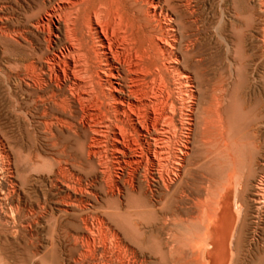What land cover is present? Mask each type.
I'll list each match as a JSON object with an SVG mask.
<instances>
[{
    "label": "rangeland",
    "instance_id": "obj_1",
    "mask_svg": "<svg viewBox=\"0 0 264 264\" xmlns=\"http://www.w3.org/2000/svg\"><path fill=\"white\" fill-rule=\"evenodd\" d=\"M0 1H1L0 2V15H3V14L8 15L9 19L11 21V23H10L11 27L16 26L21 30L26 29L25 20L32 18L38 12V8H37L36 4L32 2V0H0ZM196 1H197V3H195V13L193 16H195V17L197 16L196 19H197L198 23L200 24V29H201L200 30V38H199L200 44L198 42V47L200 50V57H203V58H200V59H202L201 60L202 75H201V83L198 86L197 93H196L197 98H195V109L193 111L194 112L193 113L194 114L193 119H194V122H195L196 118H198L200 121H202V123L204 122L203 123L204 128L206 127V125L207 126L211 125V126L210 127L208 126V127H206L207 129H204V133H206V135H204L205 137H201V135H200L201 131L196 130L193 127L194 129H192V131H191L190 139H189L190 141L188 143V148H187L190 152L189 153L187 149L185 150L186 152L185 151H183V152L179 151V149H178V146H180V143H181V139H179L180 138L179 136L181 135V133H179V131L182 132V129L180 128V124H178L179 129H178V131H176L175 136L172 135V137L170 139L171 142H169V144H168L169 147L171 146L170 151L168 148L167 149L168 151L165 152L164 157L161 158L162 162H160V165H158L160 167H158V166L154 167V172L152 173L153 178L155 177L154 180L152 177L150 178V171H149L150 168L148 165H144L143 167H139L138 169L137 168L135 169L133 167L122 168V169L117 167V169H116V167H114V165H112L113 164L112 158H111L110 153L108 151H105V153L103 151L101 153L99 152L100 154L96 153V158L98 159L100 157L103 160L102 161L99 158V161L102 163V169L104 168L102 170V172L100 173V171L98 170L99 168L97 169V166L95 164V160L92 157H89V159L92 163H90V161H87L88 157L86 156V150H87V145H88V136L90 134L88 135V133H87L84 135L83 132L77 130L76 132L77 133L79 132L78 136L77 135L75 136V134L70 132L69 133L70 134L69 140H65L64 138H62L64 134L68 133L67 130L61 128L59 125H56V124H50V123L48 124V122H46L47 119H44L43 117H41L42 107H41L40 103L38 101H36L38 93L31 88L28 90V93L25 96L24 103L22 104V107L25 106L28 109V111L30 113H32V115L35 117L34 120H35V123H37V124H33V130H34L33 139L27 138L24 135V133L21 131V129L17 123L12 124L10 122V120L8 119V116H7L8 115L7 110H8L9 86L12 83V79L9 78L10 64L12 62H15L18 65L20 62H24V60H26V59L29 60V56H28L29 50L31 49V47H35L36 45L37 46L35 47V51L37 49V51H36L37 55L43 59L44 48L46 46L48 47L50 53L58 52V50L62 47L63 42L61 40L52 39V38L50 40H47V29L48 28L45 25L40 27V32H35V35L32 36V38H31L32 39L31 40L32 45L28 44L26 42H22V41L19 42V44H20L19 45V44H16L13 40H12L13 41L12 42L11 39H8V38L0 35V37H1L0 38V41H1L0 42V47H1L0 48V64L2 65V66L0 65V100H1L0 101V110L2 111V112H0L2 115V116L0 115V129H1L0 130V136L2 137L3 144L5 143L4 147L9 152V155H8L9 157L6 158V160H5V158L4 159L2 158V161L5 164V166H7L8 168L10 167V169H8L6 167H5L6 169H3L0 167L5 173H7V174H5L4 172H2V170L0 172L1 174H3V175L0 174V182H1L0 183L1 184L0 185V191H1L0 195L2 193L1 196L4 197L2 200H0V217H2V218H0V229H1L0 230V237H1L0 238V264H54V262H57L55 264H59L58 263V262H60L59 260H61L60 264L61 263H63V264H67V263L68 264L69 263L75 264V262L73 261V258L75 256L76 257L74 258V260L77 258L78 252L81 251V247L78 243H75L74 240L76 239L77 241H79L81 238H83V236H85L87 234V232L82 229L83 227H81V226H83V222H85L86 225L88 224V227L90 228L91 233H92L91 236L94 238L95 243L99 242L98 244H96V245H98V247H97V250L95 252L97 254H95V255L97 256V258L101 262L106 263V264H109V263L119 264L121 262L126 263L127 261L129 263L133 262V264H138V263L139 264H142V263L143 264H151V263H153V264H214V262H215V264H248V263L249 264H264V256H262V251L264 249V208L262 207V205L264 204V199H263L264 193H261V195L259 193V192H264V187H263L264 186V165H262V164H264V162H263L264 161V136H263L264 135V133H263L264 128L258 127L256 124V122L259 119H264V109H263L264 108V103H263L264 102V95H263L264 94V67H263L264 66V49H263L264 48V42H263L264 41V38H263L264 30L261 29V27L262 28L264 27V22H263V20H264V16H263L264 15V6H263L264 1L262 2V0H259L257 2V0H252L250 2V4H251L250 8H243V9H245V11L247 13L245 11H243V9H241L243 6H242V1H240V0H233L232 3H231V1H228L223 5L222 9L215 7L214 13H211L210 8L208 7L209 4L211 2H213V0H195V2ZM198 1H200V2H198ZM215 3H216V1L214 0V3H213L214 6L217 5V3H216V5H215ZM253 3H255V4H253ZM259 3H260V5H259ZM261 3H263V4H261ZM239 4H241V5H239ZM197 7H198V9H197ZM253 7L256 10L258 8V11H256ZM259 7L261 9H259ZM229 9H230V11H229ZM219 10H220V13H219ZM222 11H224L225 14H229L230 17L232 16V18L229 21L230 18L227 17L225 19L226 22L224 21V23H222V25H221V24H218V22H219L221 15H222ZM231 11H232V14H234V15H231ZM253 12H255V13H253ZM260 12H263L262 13L263 15ZM246 17L247 18L250 17V18L246 21L245 24H243L242 22H244ZM234 18H236L237 20L235 19V21H234ZM255 18H256V20H255ZM199 19H200V21H199ZM236 21H237V23H236ZM255 21H256V23H255ZM230 22H232V23H230ZM203 23H205V24H203ZM225 23L227 26L225 25ZM229 23H230V25H229ZM262 23H263V25H262ZM237 24H238V26H236ZM23 26H25V27H23ZM203 26H204V28H203ZM223 26H225V27H223ZM204 29L208 32H206V31L204 32ZM219 29H221V30H219ZM227 29L231 33L224 31V30L228 31ZM0 30H2V29H0ZM246 30H248V32H246ZM250 31H252V32H250ZM218 32H220V33H218ZM222 32H224V33H222ZM253 33L256 35H254ZM228 34H230V35H228ZM250 34H252L253 36ZM42 35H44V36H42ZM223 35H224V37H227L230 40H228L227 38H225L226 39L225 40ZM248 35H250V36H248ZM213 36H214V38H213ZM257 36H258V38H257ZM33 37H36L37 39H35ZM254 37H256L257 39H254ZM262 38H263V41L261 40ZM235 39L237 41H235ZM251 40H252V42H250ZM47 42H48V44H47ZM256 42H257L258 46H257ZM261 42H263V44ZM2 43H3V45H2ZM40 43H42V44H40ZM226 43H229V44H226ZM12 44H14V45H12ZM10 45H12V46H10ZM16 45H18V47ZM21 46H22V49L20 48ZM52 46H54V47H52ZM255 46H257V47H255ZM253 47H254V49H253ZM6 48L8 49V51ZM256 48H257V50L259 48V50H258L259 55H257L258 52H257V50H255ZM24 49H26V50H24ZM21 51H23L24 53ZM16 52H17V54H16ZM226 52H227V54H226ZM251 53H255V54H251ZM248 54L250 55V57H252L253 55L254 56L250 59ZM256 55H257V57H255ZM258 57L260 58L259 61L257 59ZM9 58H11V60ZM17 58L19 59V61H17L18 60ZM5 60H7V61H5ZM20 60H22V61H20ZM254 61H256V62H254ZM242 62L245 64H243ZM250 62H252V63H250ZM202 63H203V65H202ZM260 63H262V64H260ZM229 64H232L234 66V73L231 72ZM249 64H251L252 66ZM205 66H207V67H205ZM250 66H251V68L253 67L252 69H254V66H255V68H257L256 70L260 71L259 73H257L258 78H257L256 83L258 84V82H260V84H258V85H256L255 82H253V80H252L253 78H251L252 77L251 73L249 74V72H251L250 70H252V69H250ZM260 66L263 67V69L260 68ZM3 68H5V69H3ZM220 68H222V69L220 70ZM1 69H2V71H1ZM203 69H205V71H203ZM207 69H209V70H207ZM3 70H5V71H3ZM6 71H8V72H6ZM247 72L249 75H246ZM205 73H208V74H205ZM5 76L8 78V80L6 79ZM207 76H209V77H207ZM213 76H214V78H217V79L213 80V78H212ZM233 77H234V79H233ZM246 77H247L248 81H247ZM206 78H207V80H206ZM211 78H212V80H211ZM209 79H210V81H209ZM244 80H245V82H244ZM229 81H231V82H229ZM215 82H217V83H215ZM249 82H251L252 85ZM207 83H208V85L206 86ZM245 84H246V86H245ZM219 85L222 87L220 88ZM249 85L251 88L248 87ZM217 87H219V88L217 89ZM245 87H247L248 89H246ZM260 87H262V88H260ZM202 88H203V90H202ZM211 89H214V90H211ZM248 90H250V91L248 92ZM201 91H203V92H201ZM242 92H243V94H241ZM18 93H20V92L18 91ZM239 93L241 94V96H239L240 95ZM245 93H247V94H245ZM211 95H214L216 97L219 96L217 98L215 97L219 101H217L214 98V96H212L214 98L213 99L211 97ZM248 96H250L251 98H249ZM261 99H262V104L260 105L259 103H261ZM215 102H217V103H215ZM229 103H231V104H229ZM216 104L218 106H216ZM249 104H251V105H249ZM1 105H3V106H1ZM211 107H212V109H210ZM208 109L210 111L211 110L212 111L209 112ZM213 109H216V110L219 109L218 111L221 110L222 112L220 111L219 113H222V114H218V111H216V110L213 111ZM213 112H214V114H212ZM203 113L205 116L203 115ZM209 114H211V115H209ZM215 114H217L216 116H218L219 118H216V119L214 118V120H212L210 117L211 116L214 117ZM3 115L5 118L3 117ZM207 115H209V116H207ZM178 117H179V119H178ZM183 118H182V115H180V116L177 115L176 116V119L178 120L177 123H179L180 120H183ZM221 118L223 121L221 120V122H220L219 119H221ZM206 122H207V124H206ZM218 122H219V124H217ZM44 123H46V124H44ZM220 123H222V126H224V128L222 126L217 127V125H220ZM244 123H245V126H244ZM250 123H252L253 125H251ZM43 124L46 127H44ZM2 125L4 128L1 127ZM12 125H13V127H12ZM51 125H53V126L55 125L56 127L55 126L51 127ZM249 125H250V127H249ZM233 126L235 128H233ZM9 127H11L12 129L11 128L9 129ZM211 127L213 130L209 129ZM60 129L63 130L62 131L63 135L59 132ZM224 129H225V132H222V131H224ZM75 130H76V128H75ZM219 130H221V131H219ZM253 130H255V131H253ZM46 131H48V132H46ZM198 132H200V133H198ZM209 132L212 134H210ZM220 132H222V134L218 135V133H220ZM16 134H17V136H16ZM54 134H55V136H54ZM241 134H242V136H241ZM213 135H215L216 138ZM219 136L222 137L223 140ZM258 136L260 138L262 137L263 139L262 138L260 139ZM206 137L208 139L211 137L209 139L210 141L208 139H206ZM254 138H255V140H254ZM12 139H13V141H11ZM79 139L82 141V149H83L82 153L83 154L80 153V151L78 149ZM175 139L178 140V141L176 140L177 143L175 142ZM202 139L205 141H203ZM27 140H28V142H27ZM55 140H57L58 142H56ZM207 140H208V142H207ZM260 140L263 141V142L261 141L263 148L261 147ZM14 141L16 142V144H14L15 143ZM10 142L16 146H13ZM256 142L259 145L258 149L254 148V144ZM57 143H58V145H57ZM74 144H76V145H74ZM174 144L176 145L177 148L175 147ZM29 145H31V146H29ZM61 145H63V146H61ZM226 146H228V148ZM61 147L66 148L67 150L65 149V152L61 153V150H60V149H62ZM69 147H70V149H69ZM172 147H174L173 148L174 150L171 149ZM52 148H54V149H52ZM49 149H50V151H49ZM175 149H177V150H175ZM227 150H229V151L227 152ZM174 151H175V153H174ZM68 152L69 153L72 152V153L69 154ZM168 152H170V153H168ZM180 152H182V153H180ZM172 153L174 156L177 157V159H176V157L174 159L171 158L172 160L176 159L175 162H173V161H171V159H169V157H171V156L174 157L172 155ZM187 153H189V154H187ZM71 154H72V156H71ZM73 154H75V155H73ZM178 154L180 155V159H179ZM32 156L35 158H32ZM45 156H47V157H45ZM55 156H57V158ZM107 156H108V158H110V160L108 162L106 159ZM211 156L213 159L211 158ZM166 157L169 160H167ZM258 157H260V158H258ZM215 158H216V160H215ZM193 159H194V161H193ZM57 160H61V161L67 160L68 161L67 169L64 171H59L57 169L56 163H55ZM165 161H168V162H166L167 165H166ZM170 161H171V164L169 163ZM111 162H112V164H111ZM257 162H261V163H257ZM19 163H21V164H19ZM106 163H108V164H106ZM161 163L162 164L164 163L163 164L164 166ZM194 163H196V164L194 165ZM172 164H174V165H172ZM178 165H179V167H178ZM14 166H15V168H14ZM84 166H86V167H84ZM111 166H113V167H111ZM167 166L170 167V169ZM174 166H176V167H174ZM147 167H148V169H147ZM70 168H73V169H70ZM109 168H110V171H112V172L105 170V169H109ZM113 168L116 169L117 171L113 170ZM166 168H167V170H166ZM172 168L175 171H173ZM123 169H124V171L125 170L126 171L124 172ZM142 169H143V172H141ZM159 169H162V170H159ZM165 170H166V172H165ZM160 171H161V173H163V175L160 173ZM8 172L10 173L9 176H8ZM59 172H61V173H59ZM64 172L66 173V175L64 174ZM114 172H115L116 176L119 175L120 177H122L124 179H128V180L130 179V177H132V174L134 172L135 173L133 174V177L137 173L134 178L132 177V180L134 181V189L135 190L129 191V189L126 186H123V185L121 186L120 182H116L115 181L116 177H113V176H115ZM157 172H159V173H157ZM169 172H171V173H169ZM38 173H39V175H38ZM72 173H74L76 176L74 174L72 175ZM89 173H90V175H89ZM109 173L110 174L112 173V174L110 177L108 176V178L106 179V177ZM167 173H168L169 177L167 176ZM62 174H64L65 176ZM141 174H142V176H141ZM147 174H149V175H147ZM157 174H159L160 177L157 176ZM22 175H23V177H22ZM47 175H49V176H47ZM87 175H89V176H87ZM144 175L147 176V177L145 176V178L149 182V187L146 188V193L144 192L147 195V197L138 185V183L141 181V179L143 178ZM174 175H176V176H174ZM69 176H71L70 179H68ZM103 176H105V177H103ZM3 177L7 181H4ZM6 177H7V179H6ZM58 177H59V179L60 178L61 179L59 180ZM72 177H74V179ZM76 177L79 178V181H78V179H76ZM82 177H83V179H82ZM92 177H94V178H92ZM102 177H103V180H102ZM140 177H141V179H140ZM26 178H28L29 180H27ZM38 178H40V179H38ZM50 178H51V181H49ZM52 178H53V180L57 179V180H55L57 182L52 181ZM110 178H113L114 181L112 182ZM161 178H163V179H161ZM41 179H43V180L41 181ZM62 179H67L70 182L73 181L72 183L69 182V184H71L70 189L72 188V190H70V189L68 190L64 186H62V184L60 183V181H62ZM12 180H13V182H12ZM106 180H109L110 184H109V182L104 183V181H106ZM168 180L170 181V183ZM82 181H84V182H82ZM37 182H38V184H37ZM74 182H76V183H74ZM81 182H82V184H81ZM92 182L94 183V185L92 184ZM99 182H101V183H99ZM114 182H115V184H113ZM177 182H178V184H177ZM7 183L10 185L8 186ZM14 183H15V185H14ZM52 183L56 186L55 187L56 190H55L54 185ZM156 183H158V185ZM167 183L170 185L172 184L173 187L171 188ZM106 184H108V185L106 186ZM162 184L163 185L166 184L169 191L167 190V187L165 185L163 186ZM41 185L45 186L46 188L43 186L41 187ZM60 185H61V187H60ZM74 185L77 187H75ZM86 185L88 186V191L86 190L87 189ZM103 185L105 186V188ZM27 186L30 187L31 190ZM50 186H52V188H50ZM108 186H110V187H108ZM118 187H120V188H118ZM174 187H175V189H174ZM11 188H12V190H11ZM80 188H81L82 192H81ZM108 188H110L111 190ZM117 188L120 189L119 190L120 192H119L118 196H114V194L117 195L116 194ZM151 188H152V190H151ZM43 189L44 190L46 189L47 191H49L48 194H47L46 190H45L46 192L44 193ZM90 189L92 191H90ZM97 189H99V190H97ZM104 189H106V191L108 190L107 192H109V193H106V191ZM260 189H261V191H260ZM3 190H4L5 194H4ZM148 190H150V191L148 192ZM179 190H181V191L179 192ZM61 191H63V193ZM77 191H78V193H77ZM95 191H96V193H95ZM112 191H113V193L115 192L113 194V196L111 195ZM68 192H69V194H68ZM90 192H92V193H90ZM161 192H163V193H161ZM53 193H57V194L53 195ZM76 193H77V195H76ZM80 193H81V195H79ZM82 193H84V194L82 195ZM45 194H46V196L48 195L49 197L48 196L46 197ZM71 194H73V195H71ZM101 194H103V195H101ZM179 194L180 195L182 194L181 195L182 199H180ZM28 195H29V197H28ZM84 195H85V199H84ZM88 195H89V197H88ZM20 196H21V198H20ZM25 196L28 198L26 199ZM153 196H154V198H153ZM17 197L19 198V200ZM38 197L41 199L39 200ZM59 197H60V200H62V201H59V199H58ZM14 198H15V200L13 201ZM55 198L59 201V203L61 202L62 204L61 203L58 204V202ZM63 198H65L66 200ZM100 198H102V200ZM35 199L36 200L38 199L40 201V204H39V201L37 200V202H36ZM44 199H46V200H44ZM33 200H34V202H33ZM64 200L67 202H65ZM157 200H159L158 203H157ZM6 201H9V202L7 203ZM17 201H19L20 205L18 204ZM72 201L74 203V206H73L74 208L72 207V204H73ZM123 201H124V203H123ZM258 201H259V204H258ZM153 202L155 203V205ZM16 203H17V205H16ZM65 203L66 204L68 203L67 204L68 206H66ZM121 203L125 206H123ZM77 204H79L80 206ZM82 204H84V206ZM95 204H97L96 207H95ZM120 204H121V206H120ZM10 205L11 206L13 205V206L11 207ZM46 205H47V207H46ZM48 205H50V206H48ZM75 205H77L79 207V209L77 208V206L75 209ZM69 206L72 208L71 210H70ZM82 206H83V208H82ZM174 206H175V208H174ZM198 206H200V207H198ZM39 207H41V208H39ZM49 207L50 208L52 207L53 209L52 208L50 209ZM12 208L14 209V211ZM199 208H201V209H199ZM40 209H43V210H40ZM45 209H47V210H45ZM197 209L199 210V212ZM4 210L6 211V213L4 212ZM25 210H26V212H25ZM28 210L30 211V213ZM36 210L38 211V213ZM59 210H60V212H59ZM48 211H50V212H48ZM52 211H54V212H52ZM89 211H92V212H89ZM201 211H202V213H201ZM10 213H12V214H10ZM53 213L55 214V216ZM70 213L73 215H71ZM89 213H91L93 215H90ZM83 214H84V216H83ZM12 215H14V216H12ZM75 215H76V217H74ZM79 215H81L83 220L80 218ZM36 216L38 219L36 218ZM99 216L101 217V219L102 218L104 219L103 225L99 224V221L101 220L99 218ZM33 217H35V218H33ZM66 217L71 219L72 221H74L73 223L76 224L77 228H73V227L68 226V222H72V221L67 220ZM157 217L160 219H163V221L158 219ZM180 217H181V219H180ZM95 218L97 221L95 220ZM167 218H168V221H167ZM34 219L39 224H37V222L34 221ZM39 219H41V220H39ZM98 219H99V221H98ZM169 220H172V221H169ZM62 221H63V223H62ZM90 221H93V223H91ZM112 221L114 224L112 223ZM134 221H136L138 223V225L136 222L133 223ZM178 221H180V222H178ZM15 222H16V224H15ZM156 222H157V224H155ZM149 223H151V224H149ZM35 224H36V226H35ZM115 224H117V226H119V228H116ZM163 225H165V226L163 227ZM22 226H24L26 228L24 229V227H22ZM142 226L144 227V229L142 228ZM6 227H7V229H6ZM74 229H76V230H74ZM255 229H256V231H255ZM59 230H61V231H59ZM28 231H29V234H28ZM33 231H34V233H33ZM155 231H156V233H155ZM25 232H27V233H25ZM110 232H112V233H110ZM114 232L116 233L115 236L112 235ZM161 232H162V234H161ZM165 232H166V234H165ZM55 233H57L58 235ZM107 234H109V235L107 236ZM227 234H228V236H227ZM77 235L79 236L78 238H76ZM94 235H96V236H94ZM54 236L57 238H54ZM69 236H71V237H69ZM74 236H76V237H74ZM252 237L254 238V241L252 240ZM61 238H62V241H61ZM57 240H60V241H57ZM49 242H51V244ZM60 242H62L63 244L62 243L60 244ZM104 242H107V243H104ZM111 242H112V245H111ZM57 244H59V246ZM103 244H105V246L107 245L105 247L106 252L100 253L101 252V246ZM166 244H167V246H166ZM60 245H61V249H60ZM163 245H164V247H163ZM136 247H138V248H136ZM117 248H124L125 251L119 252ZM239 249H241L240 250L241 252L240 251L236 252ZM75 250H76V252H75ZM73 251H74V253H72ZM56 252H58V253L56 254ZM144 252H146V253H144ZM215 252H217L216 255H215ZM65 253H66V255H65ZM58 254H59V257H57ZM72 254L74 257L71 256ZM48 255H49V257L47 259L46 257ZM63 255H64L65 259H63L64 258ZM135 255L137 256V258ZM215 256H216V258H215ZM207 257H209V258H207ZM54 258L55 259L57 258L58 261H57V259L53 260ZM232 258H233V260H232ZM67 259H68V261L66 262L65 260H67ZM139 259L143 260V261L141 262V261H139ZM213 259H214V261H213ZM52 261H53V263H52ZM86 262L88 264H90L92 262V259L90 256H88L86 258V260H84L85 264H87Z\"/></svg>",
    "mask_w": 264,
    "mask_h": 264
},
{
    "label": "bare ground",
    "instance_id": "obj_2",
    "mask_svg": "<svg viewBox=\"0 0 264 264\" xmlns=\"http://www.w3.org/2000/svg\"><path fill=\"white\" fill-rule=\"evenodd\" d=\"M216 3L214 6V0L209 4L210 12L214 13V8L218 7L219 9L223 5L233 0H215ZM242 1V8H250V2L252 0H240ZM239 1V2H240ZM259 0H257L258 2ZM264 0H262L263 2ZM1 2V1H0ZM38 8V12L32 18L25 20L26 29H19L18 27H11L10 19L8 15H0V35L13 40L16 44H19L20 41L31 44V38L35 35V32H40V27L43 25L47 26V40L58 39L63 42L62 47L58 52H49L48 47L44 48L43 59L37 55L35 47H31L29 50V60H24L18 65L15 62L10 64L9 69V78L12 79V83L9 86L8 93V119L12 124H18L21 131L27 138L34 137L33 124L35 123L34 116L28 111V109L23 106L25 96L28 93V90L31 88L35 90L38 95L36 101H38L42 107L41 117L47 119L48 124H56L61 128L67 130V134H62L63 130L59 132L63 135L62 138L65 140L70 139V132L79 134L76 131H81L85 134L88 133V145L86 150L87 161H90L89 157H92L95 160L97 169L102 172V163L99 161V158H96V153H101L102 151H108L112 158L111 164L114 167L118 168H139L144 165L149 166L150 178H153L154 167L160 165L161 158L164 157V154L167 149L170 139L175 136L176 131L180 128L182 129L180 146H178L179 151H185L188 148V143L190 139V134L192 129L200 130L201 137H205L204 128L202 121L196 118L195 122L193 119V111L195 109V98L198 86L201 83V60L200 50L198 47V42L200 38V24L194 15L195 13V0H32ZM200 2V1H198ZM256 2V3H257ZM6 3V2H5ZM9 3V2H8ZM7 3V4H8ZM14 3V2H13ZM26 3V2H25ZM11 4V3H10ZM200 4V3H199ZM255 4V3H253ZM263 4V3H261ZM34 5V4H33ZM197 5V4H196ZM206 5V4H205ZM241 5V4H239ZM260 5V3H259ZM258 5V6H259ZM264 6V5H263ZM231 7V6H230ZM254 8V7H253ZM32 9V8H31ZM198 9V7H197ZM224 9V8H223ZM255 9V8H254ZM259 9H261L259 7ZM200 10V9H199ZM218 10V9H217ZM256 10V9H255ZM230 11V9H229ZM245 11V9H243ZM258 11V8L257 10ZM255 11V12H256ZM217 12V11H216ZM246 12V11H245ZM244 12V13H245ZM253 12V13H255ZM218 13V12H217ZM220 13V10H219ZM242 13V12H241ZM247 13V12H246ZM261 14L263 12H260ZM26 14V13H25ZM198 14V13H197ZM209 14V13H208ZM202 15V14H201ZM219 15V14H218ZM231 15L232 11H231ZM260 15V14H259ZM263 15V14H262ZM264 16V15H263ZM206 17V16H205ZM219 17V16H218ZM230 17L229 14H225L222 11V15L219 19L218 24L224 23L225 19ZM250 18V17H249ZM249 18H245L243 24ZM258 18V17H257ZM260 18V17H259ZM236 18H234L235 21ZM262 19V18H261ZM216 20V19H215ZM214 20V21H215ZM237 20V19H236ZM256 20V18H255ZM200 21V19H199ZM242 21V20H241ZM212 22V21H211ZM210 22V23H211ZM216 22V21H215ZM226 22V21H225ZM264 22V20H263ZM232 23V22H230ZM229 23V25H230ZM237 23V21H236ZM240 23V22H239ZM256 23V21H255ZM205 24V23H203ZM212 25V24H211ZM216 25V24H215ZM226 25V23H225ZM241 25V24H240ZM263 25V23H262ZM261 25V26H262ZM227 26V25H226ZM238 26V24L236 25ZM25 27V26H23ZM225 27V26H223ZM222 27V28H223ZM230 27V26H229ZM228 27V28H229ZM44 28V27H43ZM204 28V26H203ZM45 29V28H44ZM206 29V28H205ZM204 29V32L206 31ZM224 29V28H223ZM226 29V28H225ZM261 29L264 30V27ZM46 30V29H45ZM221 30V29H219ZM228 30V29H227ZM223 31V30H222ZM225 32L231 33L229 30ZM44 32V31H43ZM208 32V31H206ZM248 32V30H246ZM252 32V31H250ZM203 33V32H202ZM220 33V32H218ZM224 33V32H222ZM258 33V32H257ZM260 33V32H259ZM204 34V33H203ZM254 34V33H253ZM209 35V34H208ZM211 35V34H210ZM214 35V34H213ZM221 35V34H220ZM230 35V34H228ZM252 35V34H250ZM248 35V36H250ZM256 35V34H254ZM264 35V34H263ZM44 36V35H42ZM217 36V35H216ZM232 36V35H231ZM253 36V35H252ZM206 37V36H205ZM224 37V35H223ZM246 37V36H245ZM1 38V37H0ZM37 39L36 37H33ZM203 38V37H202ZM201 38V39H202ZM212 38V37H211ZM210 38V39H211ZM214 38V36H213ZM218 38V37H217ZM227 37H224V39ZM232 38V37H231ZM258 38V36H257ZM254 37V39H257ZM264 38V36H263ZM263 38L261 39L263 41ZM45 39V38H44ZM205 39V38H204ZM228 39V38H227ZM244 39V38H243ZM5 40V39H4ZM221 40V39H220ZM226 40V39H225ZM230 40V39H228ZM260 40V41H261ZM10 41V40H9ZM12 41V42H13ZM34 41V40H33ZM235 41H237L235 39ZM1 42V41H0ZM11 42V43H12ZM227 42V41H226ZM233 42V41H232ZM245 42V41H244ZM252 42V40L250 41ZM264 42V41H263ZM263 42H261L263 44ZM55 43V42H54ZM60 43V42H59ZM23 44V43H22ZM42 44V43H40ZM48 44V42H47ZM200 44V42H199ZM229 44V43H226ZM245 44V43H244ZM243 44V45H244ZM254 44V43H253ZM257 44V42H256ZM3 45V43H2ZM9 45V44H8ZM14 45V44H12ZM10 45V46H12ZM20 45V44H19ZM32 45V44H31ZM35 45V44H34ZM5 46V45H4ZM9 46V47H10ZM18 47V45H16ZM15 46V47H16ZM29 46V45H28ZM58 46V45H57ZM200 46V45H199ZM229 46V45H228ZM234 46V45H233ZM258 46V44H257ZM255 46V47H257ZM54 47V46H52ZM60 47V46H59ZM230 47V46H229ZM1 48V47H0ZM14 48V47H13ZM22 49V46L20 47ZM29 48V47H28ZM226 48V47H225ZM228 48V47H227ZM245 48V47H244ZM260 48V47H259ZM258 48V50H259ZM7 49V48H6ZM27 49V48H26ZM24 49V50H26ZM41 49V48H40ZM43 49V48H42ZM53 49V48H52ZM58 49V48H57ZM254 49V47H253ZM262 49V48H261ZM264 49V48H263ZM3 50V49H2ZM1 50V51H2ZM28 50V49H27ZM54 50V49H53ZM52 50V51H53ZM249 50V49H248ZM257 50V48L255 49ZM257 50V52H258ZM4 51V50H3ZM8 51V49H7ZM6 51V52H7ZM12 51V50H11ZM17 51V50H16ZM228 51V50H227ZM230 51V50H229ZM5 52V53H6ZM23 52V51H21ZM248 52V51H247ZM256 52V51H255ZM24 53V52H23ZM231 53V52H230ZM250 53V52H249ZM17 54V52H16ZM15 54V55H16ZM42 54V53H41ZM227 54V52H226ZM255 54V53H251ZM2 55V54H1ZM5 55V54H4ZM259 55V52L257 53ZM257 55L255 57H257ZM11 56V55H10ZM17 56V55H16ZM25 56V55H24ZM27 56V55H26ZM230 56V55H229ZM250 57V55L248 54ZM254 56V55H253ZM252 56V57H253ZM231 57V56H230ZM250 57V59L252 58ZM8 58V57H7ZM21 58V57H20ZM11 60V58H9ZM18 59V58H17ZM258 61L260 58H257ZM8 60V59H7ZM5 60V61H7ZM232 60V59H231ZM248 60V59H247ZM256 60V59H255ZM263 60V59H262ZM261 60V61H262ZM19 61V59L17 60ZM22 61V60H20ZM9 62V61H8ZM245 62V61H244ZM256 62V61H254ZM5 63V62H4ZM7 63V62H6ZM10 63V62H9ZM209 63V62H208ZM207 63V64H208ZM228 63V62H227ZM243 63V62H242ZM252 63V62H250ZM245 64V63H243ZM247 64V63H246ZM262 64V63H260ZM1 65V64H0ZM4 65V64H3ZM203 65V63H202ZM230 65V70L234 73V66ZM251 65V64H249ZM254 65V64H253ZM2 66V65H1ZM227 66V65H226ZM252 66V65H251ZM250 66V69H252ZM263 66V65H262ZM6 67V66H5ZM207 67V66H205ZM228 67V66H227ZM249 67V66H248ZM257 67V66H256ZM264 67V66H263ZM260 66V68L263 69ZM5 69V68H3ZM8 69V68H7ZM206 69V68H205ZM203 69V71H205ZM216 69V68H215ZM222 68H220L221 70ZM257 68L250 70L253 78V82H257L258 75L260 71L256 70ZM209 70V69H207ZM219 70V71H220ZM2 71V69H1ZM5 71V70H3ZM246 71V70H245ZM8 72V71H6ZM210 72V71H209ZM228 72V71H227ZM226 72V73H227ZM262 72V71H261ZM3 73V72H2ZM204 73V72H203ZM6 74V73H5ZM208 74V73H205ZM248 72L246 75H249ZM2 75V74H1ZM4 75V74H3ZM8 75V74H7ZM214 75V74H213ZM245 75V76H246ZM212 76V75H211ZM244 76V77H245ZM6 77V76H5ZM205 77V76H204ZM209 77V76H207ZM216 77V76H215ZM219 77V76H218ZM249 77V76H248ZM213 80L217 79L212 77ZM211 78V80H212ZM8 80V78L6 77ZM5 79V80H6ZM10 79V80H11ZM234 79V77H233ZM247 79V77H246ZM205 80V79H204ZM207 80V78H206ZM205 80V81H206ZM221 80V79H220ZM229 80V79H228ZM210 81V79H209ZM248 81V79H247ZM251 81V80H250ZM218 82V81H217ZM215 82V83H217ZM220 82V81H219ZM231 82V81H229ZM245 82V80H244ZM8 83V82H7ZM227 83V82H226ZM251 85L252 83L249 82ZM248 83V84H249ZM254 84V83H253ZM260 84V82H258ZM256 83V85H258ZM208 83L206 84V86ZM210 85V84H209ZM229 85V84H228ZM220 86V85H219ZM230 86V85H229ZM246 86V84H245ZM205 87V86H204ZM222 86H220L221 88ZM250 87V85L248 86ZM258 87V86H257ZM212 88V87H211ZM214 88V87H213ZM219 87H217L218 89ZM240 88V87H239ZM248 89L247 87H245ZM251 88V87H250ZM254 88V87H253ZM262 88V87H260ZM228 89V88H227ZM20 93H18V91ZM201 90V89H200ZM199 90V91H200ZM203 90V88H202ZM214 90V89H211ZM231 90V89H230ZM244 90V89H243ZM255 90V89H254ZM253 90V91H254ZM261 90V89H260ZM222 91V90H221ZM246 91V90H245ZM244 91V92H245ZM250 90H248L249 92ZM257 91V90H256ZM30 92V91H29ZM203 92V91H201ZM226 92V91H225ZM252 92V91H251ZM234 93V92H233ZM259 93V92H258ZM20 94V95H19ZM240 94V93H239ZM243 94V92L241 93ZM241 94L239 96H241ZM247 94V93H245ZM199 95V94H198ZM222 95V94H221ZM264 95V94H263ZM214 95H211V97ZM223 96V95H222ZM247 96V95H246ZM216 96H214L215 98ZM219 97V96H217ZM216 97V98H217ZM232 97V96H231ZM238 97V96H237ZM251 98L250 96H248ZM256 97V96H255ZM254 97V98H255ZM213 98V97H212ZM213 98V99H214ZM215 98V99H216ZM247 98V97H246ZM30 99V98H29ZM229 99V98H228ZM231 99V98H230ZM27 100V99H26ZM217 100V99H216ZM234 100V99H233ZM245 100V99H244ZM1 101V100H0ZM219 101V100H217ZM213 102V101H212ZM225 102V101H224ZM254 102V101H253ZM260 102V101H259ZM217 103V102H215ZM220 103V102H219ZM222 103V102H221ZM250 103V102H249ZM264 103V102H263ZM231 104V103H229ZM247 104V103H246ZM245 104V105H246ZM260 105L262 104V99ZM258 104V105H259ZM220 105V104H219ZM251 105V104H249ZM3 106V105H1ZM209 106V105H208ZM216 106H218L216 104ZM215 106V107H216ZM243 106V105H242ZM214 107V106H213ZM230 107V106H229ZM248 107V106H247ZM36 108V107H35ZM205 109V108H204ZM207 109V108H206ZM212 109V107L210 108ZM245 109V108H244ZM258 109V108H257ZM264 109V108H263ZM209 110V109H208ZM216 109H213L215 111ZM217 109L216 111H218ZM228 110V109H227ZM226 110V111H227ZM256 110V109H255ZM212 111V110H211ZM209 110V112H211ZM221 111V110H220ZM218 114H222L219 113ZM225 111V110H224ZM254 111V110H253ZM252 111V112H253ZM262 111V110H261ZM0 112H2L0 110ZM207 112V111H206ZM208 112V113H209ZM222 112V111H221ZM255 112V111H254ZM253 112V113H254ZM252 113V114H253ZM36 114V113H35ZM207 114V113H206ZM214 114V112L212 113ZM262 114V113H261ZM1 115V113H0ZM182 115L183 120H180L177 123L176 116ZM204 115V113H203ZM211 115V114H209ZM207 115V116H209ZM214 115L210 117L212 120L214 118H219ZM225 115V114H224ZM2 116V115H1ZM205 116V115H204ZM216 116V117H215ZM221 116V115H220ZM226 116V115H225ZM4 117V115H3ZM222 117V116H221ZM5 118V117H4ZM208 118V117H207ZM223 118V117H222ZM221 119L220 122H221ZM258 118V117H257ZM263 118V117H262ZM179 119V117H178ZM181 119V118H180ZM209 119V118H208ZM226 119V118H225ZM256 119V118H255ZM205 120V119H204ZM203 120V121H204ZM207 120V119H206ZM210 120V119H209ZM253 120V119H252ZM8 121V120H7ZM223 121V120H222ZM257 121V120H256ZM214 122V121H213ZM212 122V123H213ZM226 122V121H225ZM2 123V122H1ZM7 123V122H6ZM9 123V122H8ZM43 123V122H42ZM223 123V122H222ZM222 123L218 126H222ZM46 124V123H44ZM43 124V125H44ZM214 124V123H213ZM219 124V122L217 123ZM225 124V123H224ZM243 124V123H242ZM253 125L252 123H250ZM258 127L264 128V119H259L256 122ZM41 125V124H40ZM215 125V124H214ZM53 125H51L52 127ZM55 126V125H54ZM53 126V127H54ZM211 126V125H210ZM209 126V127H210ZM216 126V125H215ZM214 126V127H215ZM245 126V123H244ZM3 127V125L1 126ZM7 127V126H6ZM13 127V125H12ZM44 127H46L44 125ZM56 127V126H55ZM194 127V128H193ZM213 127V128H214ZM224 128V126H222ZM247 127V126H246ZM250 127V125H249ZM4 128V127H3ZM11 127H9L10 129ZM76 128V130H75ZM226 128V127H225ZM233 128H235L233 126ZM252 128V127H251ZM12 129V128H11ZM15 129V128H14ZM42 129V128H41ZM47 129V128H46ZM49 129V128H48ZM56 129V128H55ZM213 130L212 127L209 128ZM208 129V130H209ZM256 129V128H255ZM1 130V129H0ZM209 130V131H210ZM223 130V129H222ZM53 131V130H52ZM207 131V130H206ZM221 131V130H219ZM233 131V130H232ZM246 131V130H245ZM252 131V130H251ZM255 131V130H253ZM7 132V131H6ZM9 132V131H8ZM18 132V131H17ZM43 132V131H42ZM48 132V131H46ZM45 132V133H46ZM214 132V131H213ZM225 132V129L224 131ZM218 133V135L222 134ZM257 132V131H256ZM57 133V132H56ZM65 133V132H64ZM178 133V132H177ZM178 133V134H179ZM200 133V132H198ZM210 133V132H209ZM264 133V132H263ZM82 134V133H81ZM212 134V133H210ZM214 134V133H213ZM232 134V133H231ZM251 134V133H250ZM61 135V136H62ZM198 135V134H197ZM217 135V136H218ZM240 135V134H239ZM244 135V134H243ZM261 135V134H260ZM259 135V136H260ZM17 136V134H16ZM55 136V134H54ZM72 136V135H71ZM211 136V135H210ZM215 138L216 136L213 135ZM231 136V135H230ZM235 136V135H234ZM242 136V134H241ZM258 136V137H259ZM264 136V135H263ZM12 137V136H11ZM83 137V136H82ZM85 137V136H84ZM192 137V136H191ZM212 137V136H211ZM210 137V138H211ZM220 137V136H219ZM254 137V136H253ZM8 138V137H7ZM59 138V137H58ZM79 138V137H78ZM174 138V137H173ZM176 138V137H175ZM209 138V139H210ZM213 138V137H212ZM222 139V137H220ZM219 138V139H220ZM224 138V137H223ZM232 138V137H231ZM235 138V137H234ZM241 138V137H240ZM260 138V137H259ZM258 138V139H259ZM262 138V137H261ZM260 138V139H261ZM16 139V138H15ZM43 139V138H42ZM199 139V138H198ZM206 139H208L206 137ZM208 139V140H209ZM218 139V138H217ZM236 139V138H235ZM263 139V138H262ZM64 140V141H65ZM177 139H175L176 142ZM192 140V139H191ZM203 140V139H202ZM207 140V142H208ZM212 140V139H211ZM223 140V139H222ZM245 140V139H244ZM255 140V138H254ZM7 141V140H6ZM13 141V139L11 140ZM17 141V140H16ZM58 142L57 140H55ZM71 141V140H70ZM173 141V140H172ZM178 141V140H177ZM205 141V140H203ZM202 141V142H203ZM210 141V140H209ZM253 141V140H252ZM259 141V140H258ZM260 144L263 142H261ZM15 142V141H14ZM28 142V140H27ZM51 142V141H50ZM62 142V141H61ZM66 142V141H65ZM174 142V141H173ZM172 142V143H173ZM238 142V141H237ZM11 143V142H10ZM18 143V142H17ZM177 143V142H176ZM179 143V142H178ZM210 143V142H209ZM254 143V142H253ZM5 144V143H4ZM2 137L0 136V167L3 169L8 168L2 161V158L6 160L9 156L8 150L4 147ZM12 144V143H11ZM10 144V145H11ZM16 144V142L14 143ZM12 144L13 146H16ZM65 144V143H64ZM69 144V143H68ZM211 144V143H210ZM226 144V143H225ZM58 145V143H57ZM76 145V144H74ZM73 145V146H74ZM173 145V144H172ZM175 145V144H174ZM31 146V145H29ZM63 146V145H61ZM66 146V145H65ZM64 146V147H65ZM224 146V145H223ZM59 147V146H58ZM176 147V145H175ZM191 147V146H190ZM228 148V146H226ZM225 147V148H226ZM259 145L256 142L254 148L258 149ZM262 147V144H261ZM31 148V147H30ZM55 148V147H54ZM52 148V149H54ZM57 148V147H56ZM62 148V147H61ZM172 147L171 149H173ZM177 148V147H176ZM223 148V147H222ZM263 148V147H262ZM66 148H62L61 153L65 152ZM70 149V147H69ZM68 149V150H69ZM78 149L82 153V141H78ZM16 150V149H15ZM22 150V149H21ZM43 150V149H42ZM67 150V149H66ZM174 150V149H173ZM177 150V149H175ZM188 150V149H187ZM18 151V150H17ZM23 151V150H22ZM32 151V150H31ZM45 151V150H44ZM43 151V152H44ZM50 151V149H49ZM172 151V150H171ZM178 151V152H179ZM229 150H227L228 152ZM262 151V150H261ZM47 152V151H46ZM77 152V151H76ZM180 152V153H182ZM186 152V151H185ZM189 152V150H188ZM39 153V152H38ZM37 153V154H38ZM48 153V152H47ZM69 153V152H68ZM72 153V152H70ZM69 153V154H70ZM74 153V152H73ZM99 153V154H100ZM170 153V152H168ZM175 153V151H174ZM190 153V152H189ZM187 153V154H189ZM215 153V152H214ZM32 154V153H31ZM30 154V155H31ZM36 154V153H35ZM51 154V153H50ZM49 154V155H50ZM67 154V153H66ZM83 154V153H82ZM103 154V153H102ZM247 154V153H246ZM43 155V154H42ZM46 155V154H45ZM64 155V154H63ZM75 155V154H73ZM81 155V154H80ZM173 155V153H172ZM179 155V154H178ZM186 155V154H185ZM220 155V154H219ZM231 155V154H230ZM258 155V154H257ZM72 156V154H71ZM106 156V155H105ZM168 156V155H167ZM171 156V155H170ZM174 156V155H173ZM184 156V155H183ZM217 156V155H216ZM251 156V155H250ZM255 156V155H254ZM13 157V156H12ZM43 157V156H42ZM47 157V156H45ZM54 157V156H53ZM57 158V156H55ZM174 157H169L175 158ZM210 157V156H209ZM257 157V156H256ZM14 158V157H13ZM24 158V157H23ZM32 158H35L32 156ZM72 158V157H71ZM76 158V157H75ZM183 158V157H182ZM212 158V156H211ZM210 158V159H211ZM260 158V157H258ZM10 159V158H9ZM82 159V158H81ZM101 159V158H100ZM105 159V158H104ZM107 162L110 160L107 156ZM164 159V158H163ZM167 159V157H166ZM167 159V160H169ZM177 159V157H176ZM175 159V160H176ZM180 159V155H179ZM178 159V160H179ZM187 159V158H186ZM185 159V160H186ZM213 159V158H212ZM250 159V158H249ZM263 159V158H262ZM102 160V159H101ZM175 160H172L175 162ZM216 160V158H215ZM260 160V159H259ZM14 161V160H13ZM33 161V160H32ZM76 161V160H75ZM103 161V160H102ZM171 161L169 162L171 164ZM194 161V159H193ZM201 161V160H200ZM9 162V161H8ZM79 162V161H78ZM106 162V161H105ZM168 161H165V163ZM184 162V161H183ZM198 162V161H197ZM196 162V163H197ZM252 162V161H251ZM250 162V163H251ZM264 162V161H263ZM7 163V162H6ZM14 163V162H13ZM22 163V162H21ZM19 163V164H21ZM56 167L59 171H64L67 169L68 161L67 160H57ZM72 163V162H71ZM90 163H92L90 161ZM179 163V162H178ZM193 163V162H192ZM194 163V165L196 164ZM261 163V162H257ZM78 164V163H77ZM80 164V163H79ZM94 164V163H93ZM104 164V163H103ZM108 164V163H106ZM110 164V163H109ZM162 164V163H161ZM164 164V163H163ZM162 164V165H163ZM8 165V164H7ZM167 165V163H166ZM165 165V166H166ZM174 165V164H172ZM177 165V164H176ZM182 165V164H181ZM186 165V164H185ZM203 165V164H202ZM201 165V166H202ZM249 165V164H248ZM258 165V164H257ZM264 165V164H262ZM32 166V165H31ZM108 166V165H107ZM110 166V165H109ZM164 166V165H163ZM171 166V165H170ZM184 166V165H183ZM6 167V168H5ZM86 167V166H84ZM106 167V166H105ZM113 167V166H111ZM146 167V166H145ZM160 167V166H158ZM162 167V166H161ZM168 167V166H167ZM176 167V166H174ZM179 167V165H178ZM253 167V166H252ZM0 168V172L1 169ZM15 168V166H14ZM77 168V167H76ZM79 168V167H78ZM107 168V167H106ZM170 169V167H168ZM10 169V167L8 168ZM73 169V168H70ZM113 168V170H116ZM120 169V170H121ZM144 169V168H143ZM143 169L141 172H143ZM148 169V167H147ZM168 169V170H169ZM173 169V168H172ZM176 169V168H175ZM27 170V169H26ZM57 170V171H58ZM110 171L109 169H105ZM157 170V169H156ZM162 170V169H159ZM167 170V168H166ZM165 170V172H166ZM180 170V169H179ZM183 170V169H182ZM191 170V169H190ZM70 171V170H69ZM73 171V170H72ZM71 171V172H72ZM76 171V170H75ZM78 171V170H77ZM107 171V172H108ZM117 171V170H116ZM124 171V169H123ZM126 171V170H125ZM124 171V172H125ZM128 171V170H127ZM134 171V170H133ZM164 171V170H163ZM162 171V172H163ZM173 171H175L173 169ZM172 171V172H173ZM2 172H4L2 170ZM10 172V171H9ZM8 172V176L10 173ZM24 172V171H23ZM104 172V171H103ZM106 172V171H105ZM112 172V171H110ZM156 172V171H155ZM177 172V171H176ZM5 173V172H4ZM15 173V172H14ZM58 173V172H57ZM61 173V172H59ZM76 173V172H75ZM119 173V172H118ZM121 173V172H120ZM127 173V172H126ZM133 173V172H132ZM135 173V172H134ZM133 173V174H134ZM139 173V172H138ZM145 173V172H144ZM159 173V172H157ZM161 173V171H160ZM171 173V172H169ZM178 173V172H177ZM188 173V172H187ZM1 174V173H0ZM7 174V173H5ZM13 174V173H12ZM32 174V173H31ZM49 174V173H48ZM56 174V173H55ZM66 175V173L64 172ZM62 174V175H64ZM74 173H72L73 175ZM104 174V173H103ZM112 174V173H111ZM109 173L106 177H110ZM115 174V172H114ZM132 174V177H133ZM137 174V173H136ZM135 174V176H136ZM140 174V173H139ZM146 174V173H145ZM163 175V173H161ZM174 174V173H173ZM176 174V173H175ZM3 175V174H1ZM14 175V174H13ZM27 175V174H26ZM39 175V173H38ZM61 175V174H60ZM59 175V176H60ZM64 175V176H65ZM69 175V174H68ZM75 175V174H74ZM90 175V173H89ZM87 175V176H89ZM149 175V174H147ZM161 175V176H162ZM28 176V175H27ZM34 176V175H33ZM46 176V175H45ZM49 176V175H47ZM76 176V175H75ZM74 176V177H75ZM83 176V175H82ZM102 176V175H101ZM134 176V177H135ZM140 176V175H139ZM142 176V174H141ZM143 176L141 181L138 183L140 189L143 193H146V188L149 187V182ZM157 176L160 177L159 174ZM168 176V173H167ZM166 176V177H167ZM176 176V175H174ZM23 177V175H22ZM29 177V176H28ZM35 177V176H34ZM42 177V176H41ZM40 177V178H41ZM57 177V176H56ZM69 176L68 179H70ZM74 177H72L74 179ZM105 177V176H103ZM102 177V180H103ZM116 177L115 181L120 182L121 186H126L129 191L134 189V181L132 177L130 179H124L119 175L113 176ZM133 177V178H134ZM147 177V176H146ZM149 177V176H148ZM169 177V176H168ZM172 177V176H171ZM181 177V176H180ZM4 178V177H3ZM38 178V179H40ZM45 178V177H44ZM63 178V177H62ZM81 178V177H80ZM94 178V177H92ZM126 178V177H125ZM139 178V177H138ZM155 178V177H154ZM153 178V180H154ZM157 178V177H156ZM7 179V177H6ZM29 180L28 178H26ZM59 179V177H58ZM61 179V178H60ZM59 179V180H60ZM72 179V180H73ZM76 179L79 178L76 177ZM83 179V177H82ZM86 179V178H85ZM101 179V178H100ZM105 179V178H104ZM113 182V178H110ZM139 179V180H140ZM158 179V178H157ZM163 179V178H161ZM170 179V178H169ZM184 179V178H183ZM3 180V179H2ZM11 180V179H10ZM9 180V181H10ZM43 179H41L42 181ZM57 180V179H55ZM52 178V181H55ZM58 180V181H59ZM152 180V179H151ZM167 180V179H166ZM4 181L5 180L4 178ZM19 181V180H18ZM37 181V180H36ZM51 181V178L49 179ZM87 181V180H86ZM89 181V180H88ZM101 181V180H100ZM169 181V180H168ZM177 181V180H176ZM263 181V180H262ZM11 182V181H10ZM13 182V180H12ZM57 182V181H55ZM69 180L62 179L60 183L66 189H70ZM73 182V181H72ZM70 182V183H72ZM84 182V181H82ZM81 182V184H82ZM96 182V181H95ZM109 182V180L104 181ZM157 182V181H156ZM159 182V181H158ZM185 182V181H184ZM1 183V182H0ZM76 183V182H74ZM79 183V182H78ZM101 183V182H99ZM137 183V182H136ZM152 183V182H151ZM170 183V181H169ZM8 184V183H7ZM21 184V183H20ZM38 184V182H37ZM36 184V185H37ZM53 184V183H52ZM88 184V183H87ZM94 185V183L92 182ZM91 184V185H92ZM115 184V182L113 183ZM153 184V183H152ZM155 184V183H154ZM158 185V183H156ZM168 184V183H167ZM175 184V183H174ZM178 184V182H177ZM1 185V184H0ZM5 185V184H4ZM10 184H8L9 186ZM13 185V184H12ZM15 185V183H14ZM28 185V184H27ZM32 185V184H31ZM30 185V186H31ZM54 185V184H53ZM78 185V184H77ZM90 185V184H89ZM108 184H106L107 186ZM163 185V184H162ZM166 187L167 185L164 184ZM163 185V186H164ZM171 188L172 184H168ZM176 185V184H175ZM202 185V184H201ZM261 185V184H260ZM18 186V185H17ZM25 186V185H24ZM29 186V185H28ZM27 186V187H28ZM34 186V185H33ZM43 185H41L42 187ZM75 186V185H74ZM87 186V185H86ZM104 186V185H103ZM113 186V185H112ZM155 186V185H154ZM263 186V185H262ZM2 187V186H1ZM23 187V186H22ZM45 187V186H43ZM56 186L54 185V188ZM61 187V185H60ZM72 187V186H71ZM77 187V186H75ZM81 187V186H80ZM84 187V186H83ZM101 187V186H100ZM110 187V186H108ZM228 187V186H227ZM264 187V186H263ZM3 188V187H2ZM30 189V187H28ZM46 188V187H45ZM52 188V186H50ZM53 188V189H54ZM82 188V187H81ZM80 188V190H81ZM88 191V186L86 187ZM93 188V187H92ZM105 188V186H104ZM112 188V187H111ZM115 188V187H114ZM120 188V187H118ZM115 195L113 191L111 192L112 196H118L119 190ZM156 188V187H155ZM164 188V187H163ZM204 188V187H203ZM9 189V188H8ZM14 189V188H13ZM37 189V188H36ZM52 189V190H53ZM61 189V188H60ZM63 189V188H62ZM74 189V188H73ZM110 189V188H108ZM125 189V188H124ZM150 189V188H149ZM175 189V187H174ZM180 189V188H179ZM2 190V189H1ZM12 190V188H11ZM26 190V189H25ZM31 190V189H30ZM38 190V189H37ZM36 190V191H37ZM40 190V189H39ZM44 190V189H43ZM46 190V189H45ZM44 190V193L47 191ZM56 190V188H55ZM65 190V189H64ZM63 190V191H64ZM72 190V188L70 189ZM85 190V189H84ZM99 190V189H97ZM106 191V189H104ZM111 190V189H110ZM152 190V188H151ZM163 190V189H162ZM168 190V187H167ZM33 191V190H32ZM35 191V190H34ZM60 191V190H59ZM58 191V192H59ZM63 191H61L63 193ZM90 191H92L90 189ZM108 191V190H107ZM106 193H109L107 192ZM125 191V190H124ZM137 191V190H136ZM150 190H148L149 192ZM154 191V190H153ZM152 191V192H153ZM169 191V190H168ZM178 191V190H177ZM181 190H179L180 192ZM259 191V190H258ZM257 191V192H258ZM261 191V189H260ZM1 192V191H0ZM4 192V190H3ZM43 192V191H42ZM49 191H47L48 194ZM52 192V191H51ZM82 192V190H81ZM147 192V193H148ZM164 192V191H163ZM161 192V193H163ZM15 193V192H14ZM65 193V192H64ZM78 193V191H77ZM76 193V195H77ZM92 193V192H90ZM96 193V191H95ZM144 193V194H145ZM160 193V194H161ZM169 193V192H168ZM261 193L264 192H259ZM5 194V192H4ZM3 194V195H4ZM17 194V193H16ZM43 194V193H42ZM50 194V193H49ZM57 194V193H53ZM69 194V192H68ZM84 193H82L83 195ZM87 194V193H86ZM94 194V193H93ZM123 194V193H122ZM152 194V193H151ZM150 194V195H151ZM154 194V193H153ZM170 194V193H169ZM183 194V193H182ZM181 194V195H182ZM2 195V193H1ZM0 195V200L4 197ZM73 195V194H71ZM81 195V193L79 194ZM98 195V194H97ZM103 195V194H101ZM107 195V194H106ZM110 195V194H109ZM146 195V194H145ZM159 195V194H158ZM180 195V194H179ZM180 195V199L181 198ZM263 195V194H262ZM13 196V195H12ZM16 196V195H15ZM46 196V194H45ZM48 196V195H47ZM46 196V197H47ZM61 196V195H60ZM64 196V195H63ZM70 196V195H69ZM96 196V195H95ZM108 196V195H107ZM163 196V195H162ZM184 196V195H183ZM26 197V196H25ZM29 197V195H28ZM26 197V199L28 198ZM31 197V196H30ZM49 197V196H48ZM53 197V196H52ZM51 197V198H52ZM58 197V196H57ZM73 197V196H72ZM79 197V196H78ZM89 197V195H88ZM103 197V196H102ZM111 197V196H110ZM122 197V196H121ZM147 197V195H146ZM149 197V196H148ZM156 197V196H155ZM12 198V197H11ZM18 198V197H17ZM21 198V196H20ZM34 198V197H33ZM36 198V197H35ZM39 198V197H38ZM76 198V197H75ZM82 198V197H81ZM92 198V197H91ZM99 198V197H98ZM151 198V197H150ZM154 198V196H153ZM158 198V197H157ZM161 198V197H160ZM163 198V197H162ZM257 198V197H256ZM25 199V198H24ZM41 198H39L40 200ZM56 199V198H55ZM59 201L60 197L58 198ZM62 199V198H61ZM65 199V198H63ZM70 199V198H69ZM85 199V195H84ZM102 200V198H100ZM105 199V198H104ZM141 199V198H140ZM264 199V198H263ZM7 200V199H6ZM10 200V199H9ZM15 198L13 199V201ZM19 200V198H18ZM36 200V199H35ZM38 200V199H37ZM36 200V202H37ZM38 200V201H39ZM46 200V199H44ZM50 200V199H49ZM57 200V199H56ZM66 200V199H65ZM64 200V201H65ZM124 200V199H123ZM154 200V199H153ZM168 200V199H167ZM177 200V199H176ZM257 200V199H256ZM260 200V199H259ZM24 201V200H23ZM30 201V200H29ZM55 201V200H54ZM59 201L57 200L58 204ZM71 201V200H70ZM74 201V200H73ZM72 201V203H73ZM76 201V200H75ZM79 201V200H78ZM159 200H157L158 203ZM261 201V200H260ZM263 201V200H262ZM7 203L9 201H6ZM20 205L19 201H17ZM32 202V201H31ZM34 202V200H33ZM67 202V201H65ZM82 202V201H81ZM85 202V201H84ZM89 202V201H88ZM87 202V203H88ZM152 202V201H151ZM256 202V201H255ZM22 203V202H21ZM46 203V202H45ZM99 203V202H98ZM104 203V202H103ZM124 203V201H123ZM150 203V202H149ZM154 203V202H153ZM171 203V202H170ZM178 203V202H177ZM197 203V202H196ZM24 204V203H23ZM22 204V205H23ZM40 204V201H39ZM62 204V203H61ZM66 204V203H65ZM68 204V203H67ZM66 204V206H68ZM85 204V203H84ZM84 204H82L84 206ZM122 204V203H121ZM120 204V206H121ZM205 204V203H204ZM259 204V201H258ZM17 205V203H16ZM43 205V204H42ZM41 205V206H42ZM52 205V204H51ZM56 205V204H55ZM70 205V204H69ZM79 205V204H77ZM75 205V209L76 206ZM89 205V204H88ZM93 205V204H92ZM97 204H95L96 207ZM123 205V204H122ZM127 205V204H126ZM155 205V203H154ZM179 205V204H178ZM200 205V204H199ZM264 205V204H263ZM262 207L264 208V206ZM5 206V205H4ZM8 206V205H7ZM11 206V205H10ZM13 206V205H12ZM11 206V207H12ZM39 206V205H38ZM50 206V205H48ZM74 203L72 204V207ZM80 206V205H79ZM82 206V208H83ZM125 206V205H123ZM170 206V205H169ZM16 207V206H15ZM33 207V206H32ZM31 207V208H32ZM47 207V205H46ZM70 207V206H69ZM200 207V206H198ZM211 207V206H210ZM2 208V207H1ZM30 208V209H31ZM37 208V207H36ZM41 208V207H39ZM43 208V207H42ZM50 208V207H49ZM52 208V207H51ZM50 208V209H51ZM74 208V207H73ZM79 209V207L77 206ZM175 208V206H174ZM13 209V208H12ZM11 209V210H12ZM28 209V208H27ZM29 209V210H30ZM44 209V208H43ZM40 209V210H43ZM53 209V208H52ZM65 209V208H64ZM68 209V208H67ZM72 208L70 207V210ZM92 209V208H91ZM123 209V208H122ZM169 209V208H168ZM172 209V208H171ZM177 209V208H176ZM201 209V208H199ZM203 209V208H202ZM258 209V208H257ZM3 210V209H2ZM10 210V209H9ZM28 210V211H29ZM39 210V211H40ZM47 210V209H45ZM81 210V209H80ZM86 210V209H85ZM95 210V209H94ZM178 210V209H177ZM198 210V209H197ZM263 210V209H262ZM14 211V209H13ZM23 211V210H22ZM31 211V210H30ZM29 211V213H30ZM37 211V210H36ZM66 211V210H65ZM69 211V210H68ZM78 211V210H77ZM172 211V210H171ZM204 211V210H203ZM6 213V211L4 210ZM26 212V210H25ZM32 212V211H31ZM41 212V211H40ZM43 212V211H42ZM50 212V211H48ZM47 212V213H48ZM54 212V211H52ZM60 212V210H59ZM92 212V211H89ZM101 212V211H100ZM174 212V211H173ZM199 212V210H198ZM38 213V211H37ZM58 213V212H57ZM98 213V212H97ZM202 213V211H201ZM226 213V212H225ZM258 213V212H257ZM4 214V213H3ZM12 214V213H10ZM15 214V213H14ZM21 214V213H20ZM28 214V213H27ZM34 214V213H33ZM46 214V213H45ZM44 214V215H45ZM49 214V213H48ZM52 214V213H51ZM54 214V213H53ZM59 214V213H58ZM69 214V213H68ZM71 214V213H70ZM88 214V213H87ZM90 215H93L89 213ZM164 214V213H163ZM175 214V213H174ZM181 214V213H180ZM199 214V213H198ZM197 214V215H198ZM7 215V214H6ZM9 215V214H8ZM73 215V214H71ZM99 215V214H98ZM166 215V214H165ZM168 215V214H167ZM14 216V215H12ZM42 216V215H41ZM55 216V214H54ZM82 219L81 215H79ZM84 216V214H83ZM23 217V216H22ZM45 217V216H44ZM76 217V215L74 216ZM78 217V216H77ZM92 217V216H91ZM96 217V216H95ZM162 217V216H161ZM173 217V216H172ZM2 218V217H0ZM16 218V217H15ZM35 218V217H33ZM37 218V216H36ZM40 218V217H39ZM46 218V217H45ZM67 218V217H66ZM79 218V217H78ZM93 218V217H92ZM98 218V217H97ZM101 219V217L99 216ZM158 218V217H157ZM29 219V218H28ZM38 219V218H37ZM48 219V218H47ZM59 219V218H58ZM90 219V218H89ZM88 219V220H89ZM94 219V218H93ZM109 219V218H108ZM160 219V218H158ZM181 219V217H180ZM179 219V220H180ZM186 219V218H185ZM192 219V218H191ZM11 220V219H10ZM9 220V221H10ZM13 220V219H12ZM30 220V219H29ZM33 220V219H32ZM41 220V219H39ZM44 220V219H43ZM67 220H71L67 218ZM83 220V219H82ZM96 220V218H95ZM104 219L102 218L99 221L100 225H103ZM163 221V219H160ZM176 220V219H175ZM34 221H36L34 219ZM65 221V220H64ZM72 221V220H71ZM78 221V220H77ZM97 221V220H96ZM168 221V218H167ZM172 221V220H169ZM11 222V221H10ZM30 222V221H29ZM37 222V221H36ZM35 222V223H36ZM40 222V221H39ZM45 222V221H44ZM66 222V221H65ZM68 222V226L77 228L76 224ZM93 223V221H90ZM134 221L133 223H135ZM161 222V221H160ZM166 222V221H165ZM180 222V221H178ZM8 223V222H7ZM18 223V222H17ZM61 223V222H60ZM63 223V221H62ZM67 223V222H66ZM96 223V222H95ZM113 223V221H112ZM137 223V222H136ZM16 224V222H15ZM37 224H39L37 222ZM44 224V223H43ZM58 224V223H57ZM109 224V223H108ZM114 224V223H113ZM151 224V223H149ZM157 224V222L155 223ZM105 225V224H104ZM116 225V228L119 226ZM138 225V223H137ZM144 225V224H143ZM9 226V225H8ZM21 226V225H20ZM29 226V225H28ZM27 226V227H28ZM34 226V225H33ZM36 226V224H35ZM40 226V225H39ZM38 226V227H39ZM59 226V225H58ZM57 226V227H58ZM141 226V225H140ZM154 226V225H153ZM165 225H163L164 227ZM24 227V226H22ZM46 227V226H45ZM61 227V226H60ZM79 227V226H78ZM82 229L87 232L83 238L79 241L74 240L75 243H78L81 247V251L78 252L77 258L73 261L75 264H83L84 260L88 256L91 257L92 262L90 264H106L101 262L95 254L98 243H95L94 238L91 236V230L83 222ZM100 227V226H99ZM124 227V226H123ZM152 227V226H151ZM167 227V226H166ZM26 227H24L25 229ZM44 228V227H43ZM48 228V227H47ZM59 228V227H58ZM57 228V229H58ZM144 229V227L142 226ZM157 228V227H156ZM155 228V229H156ZM256 228V227H255ZM7 229V227H6ZM19 229V228H18ZM32 229V228H31ZM30 229V230H31ZM60 229V228H59ZM62 229V228H61ZM70 229V228H69ZM97 229V228H96ZM1 230V229H0ZM16 230V229H15ZM28 230V229H27ZM33 230V229H32ZM31 230V231H32ZM56 230V229H55ZM76 230V229H74ZM93 230V229H92ZM98 230V229H97ZM157 230V229H156ZM160 230V229H159ZM162 230V229H161ZM165 230V229H164ZM23 231V230H22ZM35 231V230H34ZM33 231V233H34ZM61 231V230H59ZM78 231V230H77ZM108 231V230H107ZM110 231V230H109ZM114 231V230H113ZM153 231V230H152ZM167 231V230H166ZM256 231V229H255ZM12 232V231H11ZM15 232V231H14ZM58 232V231H57ZM70 232V231H69ZM106 232V231H105ZM145 232V231H144ZM147 232V231H146ZM159 232V231H158ZM163 232V231H162ZM161 232V234H162ZM8 233V232H7ZM27 233V232H25ZM59 233V232H58ZM61 233V232H60ZM68 233V232H67ZM71 233V232H70ZM69 233V234H70ZM112 233V232H110ZM153 233V232H152ZM156 233V231H155ZM169 233V232H168ZM257 233V232H256ZM255 233V234H256ZM9 234V233H8ZM23 234V233H22ZM29 234V231H28ZM51 234V233H50ZM57 234V233H55ZM68 234V235H69ZM158 234V233H157ZM156 234V235H157ZM166 234V232H165ZM15 235V234H14ZM58 235V234H57ZM63 235V234H62ZM67 235V234H66ZM71 235V234H70ZM109 234H107L108 236ZM112 235H116L114 232ZM146 235V234H145ZM149 235V234H148ZM154 235V234H153ZM160 235V234H159ZM3 236V235H2ZM32 236V235H31ZM51 236V235H50ZM60 236V235H59ZM96 236V235H94ZM228 236V234H227ZM33 237V236H32ZM71 237V236H69ZM76 237V236H74ZM79 236L77 235L76 238ZM110 237V236H109ZM161 237V236H160ZM168 237V236H167ZM1 238V237H0ZM54 238H57L54 236ZM60 238V237H59ZM115 238V237H114ZM122 238V237H121ZM124 238V237H123ZM141 238V237H140ZM146 238V237H145ZM158 238V237H157ZM164 238V237H163ZM73 239V238H72ZM167 239V238H166ZM68 240V239H67ZM119 240V239H118ZM141 240V239H140ZM143 240V239H142ZM163 240V239H162ZM195 240V239H194ZM254 241V238L252 237ZM60 241V240H57ZM62 241V238H61ZM64 241V240H63ZM70 241V240H69ZM102 241V240H101ZM128 241V240H127ZM169 241V240H168ZM227 241V240H226ZM65 242V241H64ZM145 242V241H144ZM165 242V241H164ZM51 244V242H49ZM57 243V242H56ZM62 242H60L61 244ZM107 243V242H104ZM131 243V242H130ZM166 243V242H165ZM168 243V242H167ZM49 244V245H50ZM63 244V243H62ZM119 244V243H118ZM143 244V243H142ZM173 244V243H172ZM59 246V244H57ZM65 245V244H64ZM63 245V246H64ZM112 245V242H111ZM132 245V244H131ZM165 245V244H164ZM163 245V247H164ZM2 246V245H1ZM107 246V245H106ZM105 244L101 246V252H106ZM110 246V245H109ZM134 246V245H133ZM167 246V244H166ZM165 246V247H166ZM3 247V246H2ZM5 247V246H4ZM71 247V246H70ZM74 247V246H73ZM127 247V246H126ZM135 247V246H134ZM138 248V247H136ZM168 248V247H167ZM57 249V248H56ZM61 249V245H60ZM71 249V248H70ZM119 252H124V248H117ZM170 249V248H169ZM58 250V249H57ZM72 250V249H71ZM78 250V249H77ZM132 250V249H131ZM239 249L236 252H239ZM67 251V250H66ZM144 251V250H143ZM148 251V250H147ZM76 252V250H75ZM130 252V251H129ZM136 252V251H135ZM241 252V251H240ZM250 252V251H249ZM58 252H56L57 254ZM67 253V252H66ZM65 253V255H66ZM74 253V251L72 252ZM113 253V252H112ZM143 253V252H142ZM146 253V252H144ZM217 252H215L216 255ZM228 253V252H227ZM77 254V253H76ZM124 254V253H123ZM130 254V253H129ZM134 254V253H133ZM132 254V255H133ZM149 254V253H148ZM147 254V255H148ZM103 255V254H102ZM111 255V254H110ZM138 255V254H137ZM145 255V254H144ZM218 255V254H217ZM101 256V255H100ZM112 256V255H111ZM131 256V255H130ZM134 256V255H133ZM136 256V255H135ZM210 256V255H209ZM228 256V255H227ZM262 256H264V249L262 251ZM49 255L46 257L48 259ZM59 257V254L57 255ZM62 257V256H61ZM64 257V255H63ZM103 257V256H102ZM106 257V256H105ZM142 257V256H141ZM258 257V256H257ZM137 258V256H136ZM140 258V257H139ZM143 258V257H142ZM202 258V257H201ZM209 258V257H207ZM214 258V257H213ZM216 258V256H215ZM234 258V257H233ZM232 258V260H233ZM57 259V258H56ZM55 258L53 260H56ZM61 259V258H60ZM65 259V257L63 258ZM135 259V258H134ZM151 259V258H150ZM228 259V258H227ZM89 260V259H88ZM136 260V259H135ZM148 260V259H147ZM155 260V259H154ZM58 261V259H57ZM61 262V260H59ZM66 262L68 261L65 260ZM72 261V260H71ZM72 261V262H73ZM138 261V260H137ZM139 261H143L140 260ZM138 261V262H139ZM214 261V259H213ZM245 261V260H244ZM60 262H58L60 264ZM251 262V261H250ZM53 263V261H52ZM57 262H54V264ZM87 263V262H86ZM137 263V262H136ZM146 263V262H145ZM150 263V262H149ZM245 263V262H244ZM255 263V262H254ZM63 264V263H61ZM68 264V263H67ZM70 264V263H69ZM85 264V263H84ZM88 264V263H87ZM112 264V263H109ZM119 264H133L128 261L125 263L121 262ZM139 264V263H138ZM143 264V263H142ZM153 264V263H151ZM215 264V262H214ZM249 264V263H248Z\"/></svg>",
    "mask_w": 264,
    "mask_h": 264
}]
</instances>
